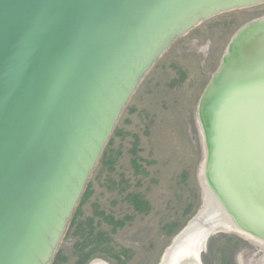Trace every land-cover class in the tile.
<instances>
[{
    "label": "water",
    "instance_id": "water-1",
    "mask_svg": "<svg viewBox=\"0 0 264 264\" xmlns=\"http://www.w3.org/2000/svg\"><path fill=\"white\" fill-rule=\"evenodd\" d=\"M250 1L257 0H0V264H50L144 76L179 37ZM263 36L264 19L235 35L199 105L215 182L260 222L264 145L247 122L243 79L250 42ZM207 206L161 264L207 223ZM225 231L215 223L205 246Z\"/></svg>",
    "mask_w": 264,
    "mask_h": 264
},
{
    "label": "rangeland",
    "instance_id": "rangeland-1",
    "mask_svg": "<svg viewBox=\"0 0 264 264\" xmlns=\"http://www.w3.org/2000/svg\"><path fill=\"white\" fill-rule=\"evenodd\" d=\"M262 18L264 3L216 15L162 54L124 108L50 264H161L204 203L200 102L235 35ZM201 259L264 264V248L223 233L210 238Z\"/></svg>",
    "mask_w": 264,
    "mask_h": 264
},
{
    "label": "bare ground",
    "instance_id": "bare-ground-1",
    "mask_svg": "<svg viewBox=\"0 0 264 264\" xmlns=\"http://www.w3.org/2000/svg\"><path fill=\"white\" fill-rule=\"evenodd\" d=\"M252 2L253 1L247 2L246 5H250L248 7L258 6L263 4L264 0ZM257 21L258 20H255L251 23ZM231 49L232 45L229 46L225 59L230 54ZM247 54L246 64H248V66L243 79V99L247 112V122L251 127L254 138L264 145V36L261 39L259 37L250 42ZM225 59L223 61H225ZM199 110L198 119L205 148V161L200 173V183L204 192V202L208 203L206 208L208 219L206 224L200 225L199 229L197 228L196 231L182 238L185 244L178 248L176 254H174L175 257L168 264H193V260L198 257V251L201 249L203 251L205 250L206 246L203 241L212 227L214 229L215 223L218 226L220 225L226 228L227 231H225V233L233 232L246 235L253 238L264 248V222H260L258 219L245 215L244 213L242 214L240 209H237L234 199L231 198L226 191L224 192V190L219 187V184L215 182L209 132L202 114V108L200 107ZM210 184H214L217 190H214L215 188ZM220 191H222V193ZM226 200H228L229 203ZM224 201L230 205L232 208L231 210L229 207H223L225 205ZM245 226L253 228L259 233L256 234L248 230ZM92 264L104 263L95 261Z\"/></svg>",
    "mask_w": 264,
    "mask_h": 264
},
{
    "label": "trees",
    "instance_id": "trees-1",
    "mask_svg": "<svg viewBox=\"0 0 264 264\" xmlns=\"http://www.w3.org/2000/svg\"><path fill=\"white\" fill-rule=\"evenodd\" d=\"M109 144H111V140L109 141ZM136 205H139V204H136ZM137 207H138V209H140V207H139V206H137ZM72 219H73V222H72V224H73V223H75V222H76V216H75V215H73ZM91 255H92V254H89V255L87 256L88 260H91V259H92V257H93V256H91ZM122 255H123V254H121V253H118V254H115V255H113V256H114V257H117V258H118V257H120V258H121V257H122Z\"/></svg>",
    "mask_w": 264,
    "mask_h": 264
}]
</instances>
